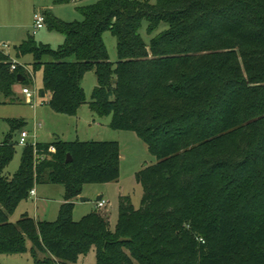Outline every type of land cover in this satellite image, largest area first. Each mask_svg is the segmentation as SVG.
<instances>
[{"label": "trees", "instance_id": "16d2710c", "mask_svg": "<svg viewBox=\"0 0 264 264\" xmlns=\"http://www.w3.org/2000/svg\"><path fill=\"white\" fill-rule=\"evenodd\" d=\"M77 9L79 22L43 13L63 35L57 49L27 40L17 55L32 56L40 94L55 111L73 114L86 103L96 116L110 115L113 130L137 134L156 161L134 175L139 207L119 195L113 228L98 210L74 221L83 185L117 181L118 142L38 141L6 176L11 136L24 124L8 119L0 255L29 251L33 264H72L93 248L95 264H264V0H100ZM144 21L147 34L163 25L148 42ZM106 31L116 41L113 62ZM10 64L0 51V93L14 101L17 75L22 86L32 80ZM87 71L96 77L88 100L80 88ZM43 179L64 188L55 221L26 213L10 221Z\"/></svg>", "mask_w": 264, "mask_h": 264}, {"label": "rangeland", "instance_id": "374dc122", "mask_svg": "<svg viewBox=\"0 0 264 264\" xmlns=\"http://www.w3.org/2000/svg\"><path fill=\"white\" fill-rule=\"evenodd\" d=\"M100 0H81L79 2L55 0H0V51L7 54L11 60L17 63L30 64L33 59L30 54L17 55L16 49L23 41L31 40L38 45H46L57 49L64 42L63 35L45 23L43 28L33 34V15L35 12H51L53 16L64 21H81L83 15L77 7L95 4ZM154 1V0H150ZM145 21L142 22L140 33L143 40L157 34L158 30L151 34L146 33ZM105 42L107 57L111 62L118 59L115 37L106 31L102 35ZM35 74L34 82L29 89L35 93L32 100H27L20 91V85L16 88L17 94L14 101H9L0 93V142L9 132V120L23 121V127L12 134L14 145V156L4 169V175L11 176L17 171L22 154L26 145H34L39 142H52L60 139L63 141H114L118 142L119 156V177L116 182L101 184L86 183L82 187L81 194L73 199L72 218L78 221L88 212L98 210L108 215L109 226L113 228L117 220V204L119 195L129 196L132 205L139 207L142 186L134 179L137 171L147 164L155 163V157L146 147L142 140L133 131H123L109 127L110 115L96 116L91 112L89 105H80L75 113L63 114L55 111L49 104L48 94L40 95L42 75L39 71ZM96 85V77L92 71H87L80 81L86 100ZM91 123H94L90 126ZM27 131L26 144L18 143V133ZM261 180V179H260ZM238 183V181H236ZM35 196L28 195L17 207L9 213V220L16 221L24 213L29 216L46 221H55L58 216V209L63 202L64 188L61 184H51L45 179L35 185ZM106 201L102 208H97V196L101 195ZM81 198L86 200L82 201ZM26 245L30 242L26 240ZM43 255H39L41 259ZM2 264H33L34 261L29 251L22 254H1ZM59 264V263H56ZM72 264H95L94 249L87 254L79 256ZM133 264H139L134 260Z\"/></svg>", "mask_w": 264, "mask_h": 264}, {"label": "built area", "instance_id": "2783aa9c", "mask_svg": "<svg viewBox=\"0 0 264 264\" xmlns=\"http://www.w3.org/2000/svg\"><path fill=\"white\" fill-rule=\"evenodd\" d=\"M65 1H73V2H79L81 0H63ZM45 17L44 14L41 12H35V14L33 15V22H32V27H33V34L36 33L37 30L43 28L45 21H44ZM17 66H22V68L24 69L25 73L29 75V78L32 80V82H34V75L32 74V72L29 70V68L24 65V64H19L17 62H15L14 60H11V64H10V69L14 70ZM21 91L24 94V96L26 97L27 100H32V98L34 97L35 93L32 92L29 89L28 85H24L21 86ZM19 140L18 143L20 145H25L26 144V138L27 136V131L22 129V131H20L19 133ZM34 189L30 190L29 195H34ZM106 203V201L104 199L100 200L97 202V208H102V206H104Z\"/></svg>", "mask_w": 264, "mask_h": 264}, {"label": "crops", "instance_id": "0c3cea01", "mask_svg": "<svg viewBox=\"0 0 264 264\" xmlns=\"http://www.w3.org/2000/svg\"><path fill=\"white\" fill-rule=\"evenodd\" d=\"M2 52V51H1ZM3 53V52H2ZM4 54V53H3ZM21 64H24V65H26L28 68H29V70L31 71V66H30V64H26V63H21ZM33 74V73H32ZM34 75V78H35V74H33ZM20 85V90H21V84L20 83H16L14 86H13V90L15 91V93L17 94V91L18 90H16V88L18 87ZM21 93H22V91H20ZM23 94V93H22ZM40 95H45L44 93L42 94H40ZM94 123H91L90 124V126H92ZM22 131V130H21ZM20 133V132H19ZM19 133H18V136H19ZM34 192H35V189H34ZM34 196H35V194H34ZM97 198H99V199H97V201H100V200H102L103 199V197H102V194L101 195H98L97 196ZM100 212V211H99ZM35 219H37V218H35ZM39 220V219H38ZM28 247H30V246H28Z\"/></svg>", "mask_w": 264, "mask_h": 264}, {"label": "water", "instance_id": "95a60500", "mask_svg": "<svg viewBox=\"0 0 264 264\" xmlns=\"http://www.w3.org/2000/svg\"><path fill=\"white\" fill-rule=\"evenodd\" d=\"M24 79V76L21 74H18L17 75V80H16V82L17 83H21V81ZM42 94H43V92H42ZM70 160H71V156H70V154H67V157H66V160H65V162L66 163H69L70 162ZM97 199H99V198H97ZM81 200L82 201H84V200H86V199H84V198H81Z\"/></svg>", "mask_w": 264, "mask_h": 264}]
</instances>
